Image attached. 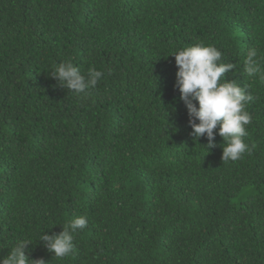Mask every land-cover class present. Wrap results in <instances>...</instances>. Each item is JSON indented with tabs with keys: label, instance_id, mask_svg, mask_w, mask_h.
Wrapping results in <instances>:
<instances>
[{
	"label": "trees",
	"instance_id": "trees-1",
	"mask_svg": "<svg viewBox=\"0 0 264 264\" xmlns=\"http://www.w3.org/2000/svg\"><path fill=\"white\" fill-rule=\"evenodd\" d=\"M214 45L247 105L252 147L223 162L191 135L171 54ZM264 0H0V256L46 264H264ZM104 73L90 96L53 64ZM198 122V121H197ZM218 132V129L215 130ZM87 216L74 251L38 241Z\"/></svg>",
	"mask_w": 264,
	"mask_h": 264
},
{
	"label": "clouds",
	"instance_id": "clouds-1",
	"mask_svg": "<svg viewBox=\"0 0 264 264\" xmlns=\"http://www.w3.org/2000/svg\"><path fill=\"white\" fill-rule=\"evenodd\" d=\"M171 55L178 67L176 87L187 108L194 140L198 142L206 135L208 143L205 147L209 151L217 146L216 135L221 136L225 141L223 162L237 161L245 152L251 154L254 146L250 147L244 138L248 135L246 126L252 123L247 105L254 102L255 97L236 80L226 79V74L235 65L224 62L221 50L204 42L177 49ZM244 66L249 77L264 83V52L261 49L249 48ZM50 75L61 87L87 98L104 73L91 67L86 75L82 74L69 60L53 64ZM62 225L60 233L44 232L38 240L57 258H65L74 251L75 235L87 227L88 217H75ZM29 244H32L29 239L18 240L6 256H0V264H46L43 258L30 259L26 253Z\"/></svg>",
	"mask_w": 264,
	"mask_h": 264
}]
</instances>
